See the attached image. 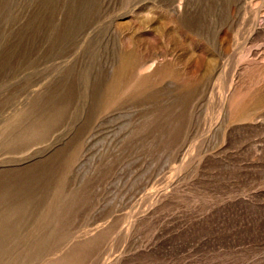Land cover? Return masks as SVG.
<instances>
[{
  "label": "rangeland",
  "instance_id": "1",
  "mask_svg": "<svg viewBox=\"0 0 264 264\" xmlns=\"http://www.w3.org/2000/svg\"><path fill=\"white\" fill-rule=\"evenodd\" d=\"M0 264H264V0H0Z\"/></svg>",
  "mask_w": 264,
  "mask_h": 264
},
{
  "label": "bare ground",
  "instance_id": "2",
  "mask_svg": "<svg viewBox=\"0 0 264 264\" xmlns=\"http://www.w3.org/2000/svg\"><path fill=\"white\" fill-rule=\"evenodd\" d=\"M138 55L139 54H136L133 51L128 52L126 54V60H125V62L123 64V66L118 71L117 76H120L121 78H124V80H127V79H130V78L134 77L137 72H142V71H145V70H148L149 68H151V66L153 65L154 61L153 62L152 61L151 62H147V61H145V59L141 58V56H138ZM122 75H123V77H122ZM122 88H124V84L119 83V84H115V86L113 88L106 87L105 88V92H106V94L108 92H111V91L119 92L120 90H122ZM27 129H29V128H27ZM17 133H19V132H17ZM33 133H35V132H33ZM18 135H20V134H18ZM42 135L43 134L41 133L39 136H42Z\"/></svg>",
  "mask_w": 264,
  "mask_h": 264
}]
</instances>
